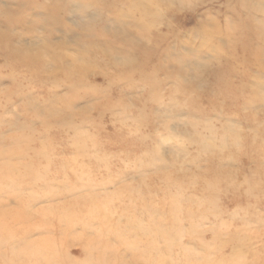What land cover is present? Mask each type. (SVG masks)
Returning <instances> with one entry per match:
<instances>
[{"label": "rangeland", "instance_id": "374dc122", "mask_svg": "<svg viewBox=\"0 0 264 264\" xmlns=\"http://www.w3.org/2000/svg\"><path fill=\"white\" fill-rule=\"evenodd\" d=\"M186 1L0 0V264H264V0Z\"/></svg>", "mask_w": 264, "mask_h": 264}, {"label": "bare ground", "instance_id": "6f19581e", "mask_svg": "<svg viewBox=\"0 0 264 264\" xmlns=\"http://www.w3.org/2000/svg\"><path fill=\"white\" fill-rule=\"evenodd\" d=\"M95 1H96V0H95ZM122 1H123V0H122ZM153 1H155V0H153ZM178 1H179V0H178ZM182 1H183V0H182ZM188 1L191 2L192 0H188ZM188 1H186V2H188ZM245 1H246V0H245ZM91 2H92V1H91ZM142 2H144V1H142ZM239 2H240V1H239ZM150 3H151V2H150ZM60 4H61V3H60ZM112 4H113V3H112ZM153 4H154V3H153ZM234 4H235V3H234ZM53 5H54V4H53ZM83 5H84V3H83ZM151 5H152V4H151ZM231 5H232V4H230V6H231ZM237 5H238V4H237ZM241 5H242V2H241ZM251 5H252V4H251ZM158 6H159V4H158ZM252 6L254 7V8L252 7L253 9H256V10L258 9V10H260V12H261V11H262V12L264 11V3H262V5H260V6H254V5H252ZM82 7H83V6H82ZM231 7H232V6H231ZM243 7H244V6H241V8H243ZM247 7H248V5H247ZM144 8H145V7H144ZM152 8H154V6H152ZM239 8H240V7H239ZM158 9H159V8H158ZM232 9H233V8H232ZM56 11H57V10H56ZM61 11H62V10H61ZM145 11H146V10H145ZM155 11H156V10H155ZM155 11H152V12L155 13ZM235 11H236V8H235ZM146 12H147V11H146ZM150 12H151V11H150ZM156 12H159V10L156 11ZM262 12H261V13H262ZM60 13H61V12H60ZM60 13H59V14H60ZM57 14H58V13H57ZM147 14H150V13H147ZM145 15H146V14H145ZM94 17H95V14H94ZM238 17H239V16H238ZM252 17H253V16H252ZM263 17H264V16H263ZM92 18H93V17H92ZM92 18H91V19H92ZM143 20H144V19H143ZM253 21H254V20H253ZM141 22H143V21H141ZM141 22H140V24H143V23H141ZM138 23H139V22H138ZM87 24H88V23H87ZM117 24L119 25L118 22H117ZM136 24H137V23H136ZM252 24L255 25V21H254V23H252ZM262 25H264V23H263ZM85 26H86V25H85ZM134 26H136V25H134ZM139 26H141V25H139ZM144 26H145V25H143V27H144ZM86 27H88V26H86ZM86 27H85V28H86ZM147 27H148V26H147ZM254 27H256V26H254ZM257 27H260V29H261V28L264 27V26H262V27H261V26H257ZM99 28H100V27H99ZM99 28H98V29H99ZM144 28H145V27H144ZM219 28H220V27H219ZM224 28H226V27L224 26ZM147 29H148V28H147ZM256 29H258V28H256ZM100 30H101V29H100ZM141 30H143V29H141ZM219 30H220V29H219ZM222 30H223V29H222ZM226 30H229V29L226 28ZM226 30H224V31H226ZM84 31H85V30H84ZM147 31H148V30H147ZM147 31H145V32H147ZM229 31H230V30H229ZM260 31H261V30H260ZM117 32H118V30H117ZM258 32H259V31H258ZM118 33H120V32H118ZM147 33H148V32H147ZM230 33H231V32H230ZM230 33H229V34H230ZM260 33H261V32H260ZM86 34H87V33H86ZM124 34H125V33H124ZM126 34H127V33H126ZM131 34H132V33H131ZM131 34H129V35H131ZM149 34H151V33H149ZM225 34H227V32H226ZM233 34H234V33H233ZM117 35H119V34H117ZM151 35H153V34H151ZM132 36H133V34H132ZM143 36L146 37L147 34H146V35L144 34ZM148 36H149V35H148ZM226 36H227V38H229V37H228V34H227ZM226 36H225V39H227ZM231 36H232V34H231ZM231 36H230L229 39H233V38H231ZM110 37H111V36H110ZM122 37H123V35L121 36V38H122ZM118 38H119V36H118ZM127 38H128V36H127ZM99 39H100V38H99ZM111 39H112V38H111ZM128 39H129V38H128ZM137 39H138V38H137ZM140 39H141V38H140ZM97 40H98V38H97ZM121 40H125V39L123 38V39H121ZM126 40H127V39H126ZM132 40H133V38H132ZM141 40H142V39H141ZM82 41H84V40H82ZM114 41H115V40H114ZM117 41H118V40H117ZM134 41H135V40H134ZM244 41H245V40H244ZM86 42H88V41H86ZM91 42H92V41H91ZM98 42L100 43V42H101V39H100V41H98ZM119 42H120V41H119ZM122 42H123V41H122ZM137 42H138V41H137ZM229 42H230V41H229ZM229 42L227 41V43H229ZM253 42H254V41H253ZM253 42H252V43H253ZM255 42H256V41H255ZM109 43H110V42H109ZM112 43H114V42H112ZM116 43H117V42H116ZM124 43H125V42H124ZM126 43H127V42H126ZM126 43H125V44H126ZM135 43H136V42H135ZM135 43L133 44V46L135 45ZM138 43H139V42H138ZM95 44H96V47L99 46V45H97L98 43H95ZM95 44H94V45H95ZM120 44H121V43H120ZM127 44H128V43H127ZM223 44H224V43H223ZM259 44H260V43H259ZM103 45H104V44H103ZM110 45H111V44H110ZM128 45H129V44H128ZM138 45H139V44H138ZM138 45H137V47H139V49H140V46H138ZM215 45H216V44H215ZM215 45H214V46H215ZM218 45H220V44L217 43L216 46L219 47ZM85 46H86V45H85ZM225 46H226V45H225ZM227 46H228V44H227ZM230 46H231V45H230ZM258 46H259V45H258ZM258 46H257V48H258ZM263 46H264V45H263ZM112 47H113V46H112ZM134 47H135V46H134ZM137 47H135V48H137ZM141 47H142V46H141ZM223 47H224V46H223ZM259 47H260V46H259ZM261 47H262V45H261ZM90 48H91V47H90ZM110 48H111V46H110ZM114 48H116L115 45H114ZM135 48H134V49H135ZM143 48H146V47H143ZM224 48H225V47H224ZM224 48H223V49H224ZM246 48H247V47H246ZM252 48H253V46H252ZM252 48H251V49H252ZM96 49H98V48H96ZM146 49H147V48H146ZM216 49H217V48H216ZM223 49H222V50H223ZM251 49H250V50H251ZM258 49H259V48H258ZM263 49H264V47H263ZM94 50H95V49H94ZM242 50H243V49H242ZM256 50H257V49H255V51H256ZM261 50H262V49H261ZM97 51H99V50H96V53H97ZM146 51H147V50H146ZM146 51H145V52H146ZM251 51H252V50H251ZM134 52H135V51H134ZM246 52H248L247 49H246ZM258 52H259V51H258ZM263 52H264V50H263ZM139 53H140V52H139ZM141 53H142V52H141ZM224 53H225V50H224ZM248 53H250V52H248ZM252 53L254 54L253 51H252ZM255 53H256V52H255ZM134 54H135V53H134ZM134 54H133V55H134ZM258 54H259V53H258ZM108 55H110V54H108ZM144 55H146V54H144ZM144 55H143V56H144ZM246 55H247V53H246ZM246 55H245V56H246ZM90 56H91V55H90ZM92 56H93V55H92ZM99 56H100V55H99ZM99 56H98V57H99ZM114 56H115V55H114ZM148 56H149V55H148ZM243 56H244V55H243ZM254 56H256V54H255ZM117 57H118V56H117ZM125 57H126V56H125ZM125 57H122V58H125ZM129 57H130V56H129ZM258 57H259V59L262 58V61H263V60H264V53H262L261 56H257V59H258ZM88 58H89V57H88ZM92 58H93V57H92ZM92 58H89V59H92ZM99 58H100V57H99ZM126 58H128V55H127ZM130 58H131V57H130ZM132 58H135V56L132 57ZM132 58H131V59H132ZM222 58H223V57H222ZM255 58H256V57H255ZM106 59H107V58H106ZM120 59H121V58H120ZM182 59H184V58H182ZM230 59H232V58H230ZM230 59H228V60H229V66H230V64H231V63H230ZM251 59H254V58H251ZM94 60H95V59H94ZM108 60H110V59H108ZM142 60H143V59H142ZM237 60H238V59H237ZM237 60H236V61H237ZM249 60H250V58H249ZM254 60L256 61V59H254ZM20 61H21V60H20ZM96 61H97V59H96ZM111 61H113V60L111 59ZM111 61H110V62H111ZM129 61H131V60L128 59V62H129ZM132 61H134V60H132ZM132 61H131V62H132ZM180 61L182 62L181 59H180ZM218 61H219V59H218ZM258 61H259V60H258ZM110 62H109V63H110ZM121 62H122V61H120V64H119L120 66H121V64H122ZM128 62H127V63H128ZM131 62H130V63H131ZM183 62H184V61H183ZM234 62H235V60H234ZM234 62H232V64H233ZM247 62H248V59H247ZM252 62H253V61H252ZM25 63H26V62H25ZM107 63H108V62H107ZM109 63H108V64H109ZM112 63H113V62H111V64H112ZM123 63H126V61L123 62ZM127 63H126V64H127ZM130 63H129V64H130ZM255 63H256V62H255ZM263 63H264V62H263ZM115 64H116V63H115ZM250 64H253V63H250ZM256 64H257V63H256ZM105 65H106V64H105ZM113 65H114V64H113ZM123 65H124V64H123ZM130 65H131V64H130ZM140 65H143V64L140 63ZM182 65H183V64H182ZM244 65H245V64H244ZM114 66H115V65H114ZM131 66H132V65H131ZM131 66H130V67H131ZM261 66H262V64H261ZM263 66H264V64H263ZM121 67H123V66H121ZM181 67H182V66H181ZM226 67H227V66H226ZM236 67H237V66H236ZM255 67H256V66H255ZM83 68H84V67H83ZM122 69H123V68H122ZM246 69H247V68H246ZM156 72H158V69L156 70ZM222 72H223V70H221V72L219 71V73H221V74H222ZM232 72H233V71H232ZM80 73H81V72H80ZM115 73H116V72H115ZM115 73H112V75H111V74H110V75H111L112 77H113V76H116V75H113V74H115ZM153 73H154V72H153ZM212 73H214V72H212ZM219 73H218V75H219ZM230 73H231V72H230ZM235 73H236V72H235ZM244 73H245V72H244ZM120 74H121V73H120ZM124 74H126V73H124ZM128 74H129V72H128ZM239 74H240V73H239ZM121 75H122V74H121ZM155 75H156V74H155ZM79 76H80V75H79ZM117 76H118V75H117ZM119 76H120V75H119ZM123 76H124V75H123ZM49 77H50V76H49ZM108 77L110 78V76H108ZM112 77H111V78H112ZM153 77H154V76H153ZM46 78H47V77H46ZM52 78L54 79V77H52ZM79 78L81 79V77H79ZM117 78H119V77H117ZM122 78H123V77H122ZM38 79H39V78H38ZM44 79H45V78H44ZM48 79H51V78H48ZM70 79L72 80V78H70ZM75 79H76V77H75ZM75 79L73 78L72 82H73ZM77 79H78V78H77ZM80 79H79V81H80ZM113 79H114V78H113ZM153 79H154V78H153ZM51 80H52V79H51ZM51 80H50V81H51ZM68 80H69V79H68ZM81 80L83 81V79H81ZM110 80H111V79H110ZM118 80H119V79H118ZM48 81H49V80H48ZM69 81H70V80H69ZM108 81H109V79H108ZM115 81H117V80H114L113 82H115ZM119 81H120V80H119ZM154 81H157V79L154 80ZM154 81H152V82H154ZM72 82H70V83L72 84ZM109 82H110V81H109ZM113 82H112V84H114ZM152 82H151L152 85L149 84V86L154 87L152 90L156 91V90H155L156 87L154 86L156 83L153 84ZM110 83H111V82H110ZM128 83H129V82H128ZM147 83H148V82H147ZM78 84H79V83H77V86H78V88H79L80 86H79ZM157 84H158V83H157ZM195 84H197V83H194V85H195ZM73 85H74V84H72L71 87H75V86H73ZM80 85H81V84H80ZM85 85H86V84H85ZM109 85H110V84H109ZM109 85H108V86H109ZM185 85L187 86V84H185ZM189 85H190V87L192 86L191 84H189ZM77 86H76V87H77ZM108 86H106V87L104 86V87L106 88V90H107V87H108ZM111 86H112V85H111ZM143 86H144V85H143ZM147 86H148V85H147ZM147 86H145L146 89H147ZM84 87H85V86H84ZM87 87H88V86H87ZM99 87H100V85H99ZM101 87H103V86H101ZM101 87H100V89H101ZM157 87H158V86H157ZM187 87L190 88L189 86H187ZM220 87H222V86H220ZM108 88H110V87H108ZM183 88H184V87H183ZM183 88H181V89H183ZM214 88H215V87H214ZM223 88H224V87H223ZM229 88H230V87H229ZM92 89H93V88H92ZM190 89H191V88H190ZM190 89H187V92H188V90H190ZM209 89H210V88H209ZM220 89H221V88H220ZM220 89H219V90H220ZM239 89H240V88H239ZM97 90H99V89H97ZM112 90H113V89H112ZM112 90H110V91H112ZM149 90H150V89H149ZM152 90H151L150 94L152 93ZM178 90H179V89H178ZM191 90H192V91H190V92H193L194 88H192ZM212 90H213V89H212ZM212 90H208V91H211V92H212ZM232 90H233V89H232ZM254 90H255V89H254ZM256 90H257V88H256ZM110 91H109V92H110ZM208 91H207V92H208ZM215 91H216V89H215ZM221 91H222V90H221ZM223 91H224V90H223ZM242 91H243V90H242ZM148 92H149V91H148ZM173 92H174V91H173ZM207 92H206V93H207ZM232 92H233V91H232ZM208 93H209V92H208ZM208 93H207V94H208ZM255 93H256V91H255ZM148 94H149V93H148ZM148 94H147V97L149 96ZM157 94H158V93H157ZM177 94H178V93H177ZM177 94H175V95H177ZM181 94H182V93H181ZM191 94H193V93H191ZM202 94H203V93H202ZM204 94H205V92H204ZM207 94H206V96H207ZM219 94H220V93H219ZM221 94H222V93H221ZM223 94H224V93H223ZM186 95H187V94H186ZM196 95H197V94H196ZM210 95H211V94H210ZM158 96H159V95H158ZM170 96H171V95H170ZM188 96H190V93H189ZM200 96H201V93H200L199 97H200ZM208 96H209V95H208ZM222 96H223V95H222ZM222 96H219V97H222ZM147 97H146V98H147ZM184 97L187 98V96H185V95H184ZM204 97H205V96H204ZM193 98H195V100H196V99L199 100L197 97H193ZM202 98H203V97H202ZM210 98H211V97H210ZM216 98H217V97H216ZM183 99H184V98H183ZM190 99H192V98H190ZM190 99H189V100H190ZM207 99H209V97H207ZM219 99H220V98H219ZM221 99H222V98H221ZM185 100H186V99H185ZM197 100H196V101H197ZM204 100H205V99H204ZM244 100H245V98H244ZM191 101H192V100H191ZM208 101H209V100H208ZM158 102H160V101H158ZM176 102H177V101H176ZM176 102H175V103H176ZM185 102H186V101H185ZM188 102H189V101H187V103H188ZM192 102H195V101L193 100ZM192 102H191V104H192ZM200 102H201V101H200ZM211 102H212V101H210V103H211ZM245 102H246V101H245ZM118 103H119V101H118ZM118 103H117V104H118ZM152 103H153V102H152ZM154 103H155V101H154ZM187 103H185V104H187ZM212 103H214V102H212ZM239 103H240V101H239ZM121 104H122V103H120V108L122 107ZM138 104H139V103H138ZM185 104H183V105L185 106ZM194 104H195V103H194ZM244 104H245V103H244ZM124 105H125V104H124ZM174 105H175V104H174ZM183 105H182V106H183ZM187 105H188V104H187ZM238 105H239V104H238ZM115 106H116V105H115ZM115 106H114V107H115ZM207 106H208V105H207ZM239 106H240V105H239ZM124 107H125V106H124ZM128 107H129V106H128ZM191 107H192V106H190V108H191ZM247 107H249V106H247ZM104 108H105V107H104ZM117 108H118V106H117ZM139 108H140V107L138 106V109H139ZM184 108H186V107H184ZM196 108H197V107H196ZM214 108H215V107H214ZM106 109H108V108H106ZM110 109H111V108H110ZM112 109H113V107H112ZM128 109H130V110L132 111L131 108H128ZM186 110H187V109H186ZM196 110H198V109H196ZM196 110H195V111H196ZM212 110H213V109H212ZM218 110H219V108H218ZM115 111H116V110H115ZM115 111L113 110L112 112H115ZM122 111H125L124 108L122 109ZM131 111H130V112H131ZM201 111H202V110H201ZM210 111H211V110H210ZM215 111H217V110H215ZM119 112H120V110H119ZM119 112H118V113H119ZM130 112H129V113H130ZM132 112H134V111H132ZM191 112H192V111H191ZM191 112H188L187 114L190 115ZM193 112H194V111H193ZM121 113H124V112H121ZM125 113H126V112H125ZM141 113H142V112H141ZM204 113H205V112H204ZM210 113H212V111H211ZM210 113H209V115H210ZM222 113H223V111H222ZM132 114H133V113H132ZM206 114H207V113H206ZM130 115H131V114H129V116H130ZM192 115H193V114H192ZM207 115H208V114H207ZM209 115H208V116H209ZM131 116H132V115H131ZM148 116H150V115H148ZM169 116H170V115H169ZM194 116H195V115H194ZM251 116H252V115H251ZM167 117H168V115H167ZM205 117H207V116H205ZM209 117H210V116H209ZM148 118H149V117H148ZM148 118H147V120H148ZM150 118H151V117H150ZM189 119H190V117H189ZM200 119H201V118H200ZM206 119H207V118H206ZM211 119H212V117H211ZM134 120H135V119H134ZM142 120H143V119H142ZM144 120H145V119H144ZM149 120H150V119H149ZM138 121H139V120H138ZM189 121H191V119H190ZM196 121H197V120H196V117H195V122L193 121V122L195 123V125H196ZM206 121H207V120H206ZM81 122H82V121H81ZM140 122H141V121H140ZM140 122H139V123H140ZM144 122H147V121H144ZM150 122H152V121H150ZM199 122H200V121H199ZM201 122H204V121L201 119ZM247 122H248V121H247ZM141 123H142V122H141ZM197 123H198V122H197ZM209 123H210V122H209ZM249 123H250V122H249ZM145 124H146V123H145ZM187 124H188V123H187ZM146 125H147V124H146ZM190 125H194V124H190ZM203 125H204V124H203ZM207 125H208V124H207ZM215 125H216V124H215ZM70 126H71V125H70ZM166 126H167V125H166ZM199 126H200V124H199ZM209 126H210V125H209ZM221 126H222V124H221ZM224 126H225V125H223V127H224ZM187 127L190 128L188 125H187ZM192 127H193V126H192ZM219 127H220V125H219ZM226 127H228V125H226ZM77 128H78V126H77ZM77 128H76V129H77ZM184 128H185V127H184ZM196 128H197V127H196ZM196 128H195V129H196ZM199 128H200V127H199ZM206 128H207V127H206ZM18 129H19V128H18ZM193 129H194V128H193ZM210 129H211V128H210ZM228 129H229V128H228ZM228 129H227V133H228ZM255 129H257V128L255 127ZM187 130H188V129H187ZM211 130L213 131L214 129H211ZM211 130H210V131H211ZM181 131H182V129H181ZM189 131H190V130H189ZM191 131H194V130L191 129ZM191 131H190V132H191ZM210 131H209V132H210ZM225 131H226V130H223V132H225ZM229 131H230V130H229ZM72 132H73V131H72ZM74 132H75V130H74ZM76 132H77V131H76ZM170 132H171V131H170ZM184 132H185V131L183 130V133H184ZM186 132H187V131H186ZM203 132H204V131H203ZM207 132H208V131H207ZM161 133H162V132H160L159 137H160ZM164 133H166V132H163V134H164ZM172 133L174 134V132H172ZM172 133H169V134L172 135ZM205 133H206V132H205ZM211 133H212V132H211ZM211 133H210V135H211ZM214 133H215V132H213V134H214ZM216 133H217V132H216ZM229 133H230V132H229ZM229 133H228V134H229ZM234 133H235V132H234ZM234 133L232 132V134H231L232 137H234ZM74 134H75V133H74ZM81 134H82V133H81ZM175 134H177V133H175ZM194 134H195V133H194ZM220 134H221V133H220ZM252 134H253V133H252ZM252 134H251V135H252ZM185 135H186V133H185ZM190 135H191V133H190ZM206 135H209V134L207 133ZM214 135H215V134H214ZM214 135H213V137H215ZM222 135H224V133H223ZM225 135H226V133H225ZM24 136H25V134H23V136H21V137H23L22 139H20V138H19V139H20V140H23V139H24ZM28 136H29V135H28ZM82 136H83V135H81V137H82ZM188 136H189V135H187L186 138H188ZM216 136H217V135H216ZM229 136H230V135H229ZM229 136H228V139H230ZM226 137H227V135L225 136V139H226ZM14 138H16V136H15ZM26 138H28V137H26ZM79 138H80V137H79ZM175 138H176V137H175ZM196 138H197V137H196ZM207 138H208V137H207ZM210 138H212V137H210ZM217 138H219V135H218ZM217 138H216V139H217ZM220 138H221V137H220ZM222 138H224V137H222ZM235 138H236V136H235ZM235 138H234V139H235ZM238 138H239V137H238ZM76 139H77V138H76ZM177 139H178V138H177ZM198 139H199V138H198ZM208 139H209V138H208ZM234 139H233V140H234ZM15 140H16V139H15ZM26 140H27V139H26ZM159 140H160V139H159ZM166 140H167V139H166ZM174 140H175V139H174ZM200 140H201V139H200ZM210 140H211V139H210ZM226 140H227V139H226ZM226 140H225V142L229 141V140H227V141H226ZM233 140L230 141V142H233V145H234V143H237V142H238L237 139H235V140H237V142H235V141H233ZM263 140H264V139H263ZM12 141L15 142L13 139H12ZM168 141H169V140H168ZM217 141H218V139H217ZM217 141H216V142H217ZM198 142H199V141H197V143H198ZM214 142H215V141H214ZM220 142H221V141H220ZM16 143H18V140H17ZM199 143L201 144V141H200ZM207 143H208V142H207ZM207 143H206V144H207ZM221 143H223V139H222V142H221ZM228 143H229V142H228ZM228 143H227V145H228ZM14 144H15V143H14ZM224 144H226V143H224ZM17 145H18V144H17ZM17 145H16V146H17ZM203 145H205V144H203ZM229 145H230V143H229ZM231 145H232V144H231ZM235 145H236V144H235ZM235 145H234V147H235ZM239 145H240V144H239ZM157 146H158V145H157ZM172 146H173V145H172ZM174 146H176V145H174ZM197 146H198V145H197ZM205 146H206V145H205ZM205 146H204V147H205ZM198 147H199V146H198ZM198 147H197V150H198ZM202 147H203V146H202ZM202 147L200 148V152H201V153L205 150L204 147H203V151H201V150H202ZM211 147H212V146H211ZM239 147H240V146H239ZM241 147H242V146H241ZM175 148H176V147H175ZM205 148H206V147H205ZM213 148H214V147H213ZM236 148L238 149V147H236ZM155 149H156V148H155ZM159 149H160V148H159ZM216 150H217V149H216ZM216 150H215V151H216ZM206 151L208 152L209 150H206ZM235 151H236V150H235ZM15 152H16V151H15ZM155 152H156V151H155ZM183 152H184V150H183ZM18 153H19V152H18ZM18 153H17V154H18ZM157 153H158V152H157ZM208 153H209V152H208ZM9 154H10V153H9ZM11 154H12V153H11ZM21 154H22V153H21ZM199 154H200V153H198V155H199ZM158 155H159V154H157L156 159L158 158ZM198 155H197V156H198ZM201 155H202V154H201ZM214 155H215V154H214ZM10 156H11V155H10ZM194 156H195V154H194ZM203 156H204V154H203ZM209 156H211V155L209 154ZM221 156H222V155H221ZM20 157H21V156H20ZM206 157H207V156H206ZM153 158H154V157H153ZM198 159H199V158H198ZM157 160H159V159H157ZM154 161H155V160H154ZM151 162H152V161L149 162V163H150V166L152 165ZM157 163H158V162H157ZM193 163H194V162H193ZM198 163H199V162H198ZM7 164H8V162H7ZM7 164H5V165H7ZM154 164H156V161L154 162ZM8 165H10V164H8ZM147 165H149V164H146V166H147ZM159 165H160V163H159ZM196 165H197V164H196ZM146 166H145V167H146ZM140 167H141V166H140ZM148 167H149V166H148ZM146 168H147V167H146ZM149 168H150V167H149ZM152 168H153V167H152ZM158 168H159V167H158ZM9 170H10V169H9ZM181 170H182V169H181ZM181 170H180V171H181ZM262 171H263V169H262ZM262 171H261V172H262ZM251 174H252V173H251ZM253 174H254V176H255V174H258V173L255 172V173H253ZM253 174H252V175H253ZM260 174H262V173H260ZM195 175H196V174H195ZM262 175H263V177H264V174H262ZM118 176H119V175H118ZM118 176H117V178H119ZM187 176H188V175H187ZM193 176H194V175H193ZM203 176L205 177L206 175H203ZM250 176H251V175H250ZM254 176H253V177H254ZM260 176H261V175H260ZM6 177H7V176H6ZM8 177H9V176H8ZM183 177H184V176H183ZM257 177L259 178V175H258ZM16 178H17V177H16ZM32 178H33V177H32ZM166 178H168V177H166ZM166 178H165V179H166ZM239 178H240V177H239ZM244 178H245V177H244ZM214 179H215V178H214ZM241 179H242V178H241ZM260 179H261V178H260ZM10 180H11V179H10ZM12 180H13V179H12ZM15 180H16V179H15ZM17 180H18V178H17ZM19 180H20V179H19ZM237 180H238V179H237ZM254 180H256V179H254ZM13 181H14V180H13ZM13 181H12V183H13ZM25 181H26V180H25ZM142 181H143V180H142ZM165 181H166V180H165ZM243 181L245 182V180H243ZM252 181H253V179H251V182H252ZM20 182H21V181H19L18 183H20ZM23 182H24V181H23ZM139 182H141V181H139ZM180 182H181V180H180ZM180 182H179V183H180ZM188 182H189V181H188ZM188 182H186V183H188ZM204 182H207V180H206V181L203 180V184H204ZM212 182H214V181H212ZM215 182H216V181H215ZM249 182H250V179H249ZM251 182H250V183H251ZM256 182H257V181H254V184H255ZM0 183H2V182L0 181ZM14 183H15V182H14ZM30 183H31V182H30ZM235 183H236V182H235ZM237 183H238V182H237ZM237 183H236V184H237ZM239 183H240V182H239ZM262 183H263V181H262ZM25 184H26V183H25ZM205 184H206V183H205ZM205 184H204V185H205ZM245 184H246V183H245ZM252 184H253V183H252ZM15 185H17V184H15ZM18 185H19V184H18ZM18 185H17V186H18ZM26 185H27V184H26ZM26 185H25V186H26ZM177 185H178V184H177ZM180 185H182V184L180 183ZM180 185H179L178 187H180ZM214 185H215V183H214ZM243 185H244V184H243ZM13 186H14V185H13ZM83 186H84V183H83ZM85 186H86V184H85ZM88 186H89V185H88ZM88 186H87V187H88ZM182 186H184V185H182ZM182 186H181V187H182ZM215 186H216V185H215ZM215 186H213V187H215ZM217 186H218V185H217ZM217 186H216V187H217ZM20 187H21V186H20ZM29 187H30V185H29ZM104 187H106V186H104ZM175 187H176V186H175ZM245 187H246V185H245ZM257 187H258V186H257ZM176 188H177V187H176ZM201 188H202V187H201ZM182 190H183V188H182ZM198 190H199V189H198ZM178 191H179V189H178ZM178 191H177V192H178ZM180 191H181V188H180ZM195 191H196V190H195ZM215 191H216V190H215ZM215 191H214V192H215ZM252 192H253V191H252ZM179 193H180V192H179ZM200 193H201V192H200ZM204 193H205V192H204ZM206 193H208V191H207ZM114 194H115V193H114ZM181 194H183V193H181ZM172 195H173V194H172ZM172 195H171V196H172ZM177 195H179V194H177ZM200 195H202V194H199V196H200ZM203 195H204V194H203ZM108 196H109V195H108ZM111 196H112V195H111ZM174 196H175V195H174ZM174 196L172 197L173 199H174ZM179 196H180V195H179ZM179 196H178V197H179ZM192 196H193V195H192ZM199 196L196 197V196L194 195L193 197H194V199H196V198H199ZM206 196H207V195H206ZM206 196H205V197H206ZM109 197H110V196H109ZM178 197H177V198H178ZM190 197H191V196H190ZM195 197H196V198H195ZM209 197H210V196H209ZM209 197H208V198H209ZM169 198H170V197H169ZM175 198H176V197H175ZM177 198H176V199H177ZM181 198H182V196H181ZM181 198L179 197V198L177 199V202H178V200L181 199ZM185 198H186V197H185ZM201 198H202V196H201ZM92 199H94V198H92ZM106 199H107V198H106ZM183 199H184V196H183ZM183 199H181L180 201H182ZM186 199H187V198H186ZM186 199H185V200H186ZM188 199H189V198H188ZM188 199H187V201L189 202ZM190 199H191V198H190ZM166 200H167V199H166ZM168 200H169V199H168ZM168 200H167V201H168ZM185 200H183V202H184ZM198 200H199V199H198ZM205 200H206V198H205ZM107 201H110V199H108ZM107 201H105V202H107ZM187 201H186V202H187ZM202 201H204L203 198H202ZM15 202H16V201H15ZM105 202H103V203H105ZM171 202H172V200H171ZM177 202H176V203H173V202H172V204H177ZM186 202H185V203H186ZM188 202H187L186 204H188ZM196 202H197V201H196ZM91 203H93V204L95 205L94 202H91ZM107 203L109 204V202H107ZM111 203H112V202H111ZM113 203H114V202H113ZM203 203H204V202H203ZM205 203H206V201H205ZM169 204H171V203L169 202ZM172 204H171V206H172ZM91 205H92V204H91ZM102 205H103V204H102ZM102 205H101V206H102ZM106 205H107V204H106ZM106 205H105V206H106ZM180 205H181V204H180ZM180 205H179V207H176V210H177L178 208H179V209L181 208ZM103 206H104V205H103ZM105 206H104V207H105ZM175 206H176V205H175ZM91 207H92V206H91ZM91 207H90V208H91ZM95 207H97V206L95 205ZM93 208H94V207H93ZM93 208H92V210H93ZM100 208H102V207H100ZM182 208H183V207H182ZM184 208H186V207H184ZM103 209H104V208H103ZM173 209H175V207L172 208V210H173ZM98 210H99V209H98ZM176 210H174L173 212H176ZM180 210H181V209H180ZM182 210H184V209H182ZM187 211H188V210H187ZM90 212L92 213V211H90ZM94 212H95V211H94ZM97 212H98V211H97ZM99 212H100V210H99ZM179 212H180V211H179ZM179 212H178V213H179ZM181 212L184 213V211H181ZM181 212H180V213H181ZM143 213H144V212H143ZM198 213H199V212H198ZM96 214H97V213H96ZM174 214H176V213H174ZM185 214H189V211H188V213H185ZM185 214H184V216H185ZM178 215H179V214H177V216H178ZM181 215H182V214H181ZM199 215H200V214H199ZM97 216H98V215H97ZM178 217H179V216H178ZM186 217H189V220H191V218H190L189 215H187V216H185V217H182V218H184V220H187V219H185ZM137 218H138V217H137ZM137 218H136V219H137ZM182 218L180 217L179 219H182ZM102 219L105 220L106 218L104 219V217H103ZM140 219H141V218H140ZM175 219H176V220H179V219H177V218H175ZM145 220H146V219H145ZM145 220H144V221H145ZM184 220H183V222H184ZM189 220H188V221H189ZM140 221H141V220H139V223H140ZM144 221L142 220L141 223H142V222L144 223ZM148 221H149V220H148ZM196 221H197V220H196ZM196 221H194L193 223L195 224ZM132 222H133V221H132ZM145 222H147V220H146ZM150 222H151V221H149V223H150ZM173 222H175V220H174ZM181 222H182V220H181ZM186 222H187V221H186ZM191 222H192V221H189L190 224H193V223H191ZM129 223H130V222H129ZM136 223H137V221H136ZM139 223H138V224H139ZM143 223H142V224H139V226H140L141 228H142V227H145V228H144L145 230H142V231H146V227L148 226V224H147V226H146V223H145L144 226H143ZM147 223H148V222H147ZM178 223H179L180 226H181L182 223H180V221H179ZM198 223H199V222H197V223L195 224V226H194V224H193V228L196 227ZM216 223H217V222H216ZM124 224H125V223H124ZM131 224H132V223H131ZM179 224L176 223V226H179ZM187 224H188V223H187ZM244 224H245V223H244ZM126 226H127V222H126ZM126 226H125V227H126ZM139 226H138V227H139ZM150 226L154 227L155 224H154V226H153V224L150 223L148 227H150ZM216 226H217V225H216ZM107 227H110L109 224H108ZM128 227H129V224H128ZM128 227H127V228H128ZM132 227H133V226H132ZM132 227L130 226V229H131ZM152 227H150V228H151L150 230H152ZM188 227H189V226H188ZM218 227H219V224H218ZM237 227H238V226H237ZM141 228L139 229V232H140V233H141V231H140ZM123 229H125V232H127V231H126V228H123ZM130 229H129V230H130ZM135 229H137L136 226H135ZM148 229H149V228H148ZM148 229H147L146 232H148ZM175 229L177 230V232H180V231H181V233H182V230H178V229H181L180 227L175 228ZM185 229H186V228L184 227V231L187 230V229H186V230H185ZM191 229H192V226H191ZM243 229H244V228H243ZM155 230L157 231V229H155ZM155 230H152V231L154 232ZM194 230H195V229H194ZM238 230H239V229H238ZM238 230H237V231H238ZM122 232H123V231H122ZM122 232H121V233H122ZM128 232H129V231H128ZM130 232H131V231H130ZM135 232H136V236H137L136 239H138L139 235H141V234L145 235L143 232H142L141 234H139V235H137V234H138V233H137L138 231H135ZM146 232H145V233H146ZM153 232H152V234L154 235ZM208 232H209V230H208ZM218 232H219V231H218ZM149 233H151V231H149ZM149 233H147L146 235H149ZM160 233H162V234H161V235H162V238L167 240V238H168V234H167L165 231H162V232H160ZM185 233H187V232H185ZM234 233L236 234V232H234ZM241 233H243V232H241ZM119 234H120V233H119ZM123 234H126V235H127V233H123ZM157 234L160 235L159 233H156V235H154L153 237L157 236ZM210 234H211V233H210ZM235 234H234V235H235ZM146 235H145V236H146ZM178 235L180 236L179 233H178ZM186 235H187V234H186ZM186 235H185V237H187ZM188 235H189V234H188ZM191 235H192V234H191ZM191 235H190V236H191ZM120 236H121V235H120ZM120 236H119V237H120ZM124 236H125V235H124ZM124 236H123V237H124ZM133 236L135 237V234H134ZM179 236H178V238H179ZM199 236H200V235H199ZM205 236H206V235H205ZM237 236H238V235H237ZM123 237H121V238H123ZM126 237H127V236H126ZM129 237H130V236H129ZM129 237H128V239H129ZM134 237H132V238H134ZM147 237H148V236H147ZM149 237H151V236H149ZM149 237H148V239H149V240H152V239H150ZM157 237H158V236H157ZM159 237H160V236H159ZM159 237H158V238H159ZM191 237H192V236H191ZM191 237H190V238H191ZM209 237H210V235H209ZM233 237H234V238H233L232 240H234V239L237 240V238L240 237V236H238V237L233 236ZM124 238H125V237H124ZM130 238H131V237H130ZM132 238H131V239H132ZM151 238H152V237H151ZM158 238H157V240H158ZM170 238H171V239H170ZM178 238H177V239H178ZM192 238H193V237H192ZM195 238H197V237H194V239H195ZM240 238H241V237H240ZM246 238H247V236H246ZM140 239H142V238L140 237ZM145 239H146V238H144V240H145ZM148 239H147V241H149ZM159 239H161V238H159ZM198 239H201V238H198ZM238 239H239V238H238ZM241 239H242V238H241ZM125 240H127V239H125ZM129 240H130V239H129ZM153 240H154L155 243L157 244V240H155V239H153ZM171 240L174 241V236H173V238H172V237H170V235H169L168 242H170ZM175 240H176V239H175ZM178 240H179V241H178V243H179L181 239H178ZM250 240H251V239H250ZM120 241H121V240H120ZM147 241H146V243H148ZM161 241H162V239H161ZM183 241H184V240H183ZM238 241H239V240H238ZM122 242H123V241H122ZM124 242H125V241H124ZM142 242H143V240H142ZM142 242H141V243H142ZM144 242H145V241H144ZM144 242H143V243H144ZM149 242H150V241H149ZM241 242H242V241H241ZM120 243H121V242H120ZM130 243L132 244V241H130L128 244H130ZM135 243H136V240H135ZM138 243H139V241H138ZM138 243H137V244H138ZM141 243H140V244H141ZM143 243H142V244H143ZM146 243H144V244L146 245ZM152 243H153V242H152ZM161 243H162V242H161ZM161 243H160V244H161ZM170 243H171V242H170ZM174 243H177V242H173V244H174ZM180 243L182 244V242H180ZM180 243H179V244H180ZM235 243H236V242H235ZM133 244H134V242H133ZM137 244H136V245H137ZM156 244H155V247H157ZM160 244L158 243L157 245L159 246ZM164 244H165V243H164ZM171 244H172V243H171ZM181 244H180V245H181ZM199 244H200V243H199ZM208 244H209V243H208ZM226 244H227V243H226ZM230 244H231V243H230ZM138 245H139V244H138ZM148 245H149V244H148ZM162 245H163V244H162ZM174 245H175V247H176V244H174ZM200 245H201V244H200ZM209 245H210V244H209ZM227 245H229V244H227ZM235 245L237 246V243H236ZM134 246H135V244H134ZM163 246L166 247V245H163ZM185 246H186V245H185ZM202 246H204V244H203ZM227 247H228V246H227ZM239 247H241V246H239ZM153 248H154V246H153ZM172 248H173V247H172ZM183 248H184V246L182 245V250H183ZM186 248H187V250H189V247H186ZM24 249H25V248H24ZM154 249H155V248H154ZM157 249H159V247H157ZM157 249H156V250H157ZM160 249H161V245H160ZM170 249H171V248L169 247V250H170ZM179 249H180V248H179ZM200 249H201V248H200ZM238 249H239V248H238ZM241 249H242V248H241ZM132 250H133V249H132ZM175 250H176V249H175ZM228 250H229V249H228ZM230 250H231V249H230ZM158 251H159V250H158ZM190 251H191V248H190ZM190 251H189V252H190ZM245 251H246V250H245ZM156 252H157V251H156ZM186 252H188V251H186ZM191 252H192V251H191ZM193 252H195L194 249H193ZM228 253H231V252H228ZM172 254H174V253L172 252ZM176 254H177V252H176ZM181 254H182V253H181ZM181 254H180V255H181ZM188 254H190V253H185V255H188ZM158 255H159V254H158ZM192 255H194V254H192ZM192 255H191V256H192ZM198 255H201V253L198 254ZM198 255H197V256H198ZM231 255H233V254H231ZM236 255H237V254H236ZM244 255H245V254H244ZM181 256H182V255H181ZM188 256H190V255H188ZM191 256H190V257H191ZM195 256H196V255H195ZM228 256H230V254H229ZM157 257H158V256H157ZM192 257H193V256H192ZM199 257H200V256H199ZM233 257H235V256H233ZM183 258H184V257H183ZM226 258H227V257H226ZM235 258H236V257H235ZM74 259H75V258H74ZM174 259H175V258H174ZM228 259H229V258H228ZM230 259H231V257H230ZM232 259H233V258H232ZM154 260H155V262H156V258H155ZM158 260H159V259H158ZM161 260L164 261V259H162V258H161ZM161 260H160V261H161ZM189 260H190V259H189ZM189 260L186 261V262H189ZM160 261H159V262H160ZM180 261H182V260L180 259ZM226 261H227V260H226ZM159 262L157 261V263H159ZM208 262H209V261H207L205 264H208ZM157 263H156V264H157ZM161 263H162V262H161ZM164 263H165V262H164ZM214 264H223V261H222V260H220V261L217 260V263H214ZM227 264H242V263L239 261V257H238L237 259H235V261H232V260H231V262H229V263L227 262Z\"/></svg>", "mask_w": 264, "mask_h": 264}]
</instances>
